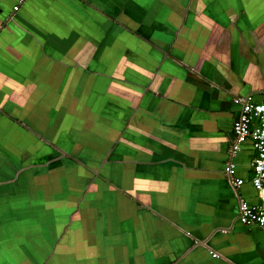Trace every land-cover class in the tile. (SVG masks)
Segmentation results:
<instances>
[{
	"label": "crops",
	"instance_id": "obj_1",
	"mask_svg": "<svg viewBox=\"0 0 264 264\" xmlns=\"http://www.w3.org/2000/svg\"><path fill=\"white\" fill-rule=\"evenodd\" d=\"M21 1L0 2V264H264L240 219L256 149L232 151L264 0Z\"/></svg>",
	"mask_w": 264,
	"mask_h": 264
},
{
	"label": "built area",
	"instance_id": "obj_2",
	"mask_svg": "<svg viewBox=\"0 0 264 264\" xmlns=\"http://www.w3.org/2000/svg\"><path fill=\"white\" fill-rule=\"evenodd\" d=\"M18 7L16 6L15 8L18 9ZM235 100L241 103L242 108L234 123L235 140L232 151L236 153L241 144L250 140L253 141L256 156L253 163L254 173L252 182L262 197V202L256 205L250 204L245 199H241L240 219L249 225H259L264 232V99L261 102H257L249 94ZM226 173L234 187H239L245 182V179L235 175L236 170L233 162L228 163Z\"/></svg>",
	"mask_w": 264,
	"mask_h": 264
}]
</instances>
